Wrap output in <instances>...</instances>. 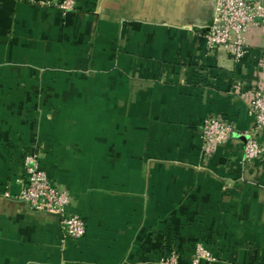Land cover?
<instances>
[{"label": "crops", "instance_id": "crops-1", "mask_svg": "<svg viewBox=\"0 0 264 264\" xmlns=\"http://www.w3.org/2000/svg\"><path fill=\"white\" fill-rule=\"evenodd\" d=\"M40 1L0 0V264H264V157L242 163L264 24L238 59L208 50L216 0ZM212 114L235 133L206 151ZM32 152L83 238L15 198Z\"/></svg>", "mask_w": 264, "mask_h": 264}, {"label": "built area", "instance_id": "built-area-1", "mask_svg": "<svg viewBox=\"0 0 264 264\" xmlns=\"http://www.w3.org/2000/svg\"><path fill=\"white\" fill-rule=\"evenodd\" d=\"M41 5L59 9L63 13L74 11L77 0H42ZM264 24V3L262 0H216L215 13L205 33L209 51L226 48L236 58L244 55L247 46V34L251 28ZM250 112L254 123L246 132L242 163L253 164L264 157V141L261 132L264 129V82L258 85L252 94ZM235 133L234 123L224 116L208 115L201 123L203 149L214 150L226 143ZM26 176L20 180L21 187L15 198L25 202L30 210L46 212L58 217L62 228V244L69 239L78 240L87 232L86 220L70 208L72 196L68 189L59 187L40 165L37 152L25 157ZM10 184L5 191L11 196ZM212 252L199 244L190 264H199L202 259L213 260ZM162 264H182L178 253L173 250Z\"/></svg>", "mask_w": 264, "mask_h": 264}]
</instances>
